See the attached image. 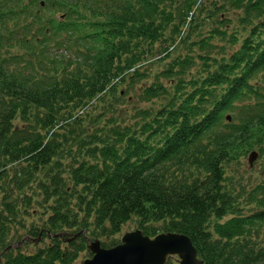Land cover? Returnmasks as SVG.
<instances>
[{"label": "trees", "instance_id": "trees-1", "mask_svg": "<svg viewBox=\"0 0 264 264\" xmlns=\"http://www.w3.org/2000/svg\"><path fill=\"white\" fill-rule=\"evenodd\" d=\"M141 83L159 106L130 117ZM254 151L264 0H0V264H77L133 220L264 264V178L232 171Z\"/></svg>", "mask_w": 264, "mask_h": 264}, {"label": "water", "instance_id": "water-1", "mask_svg": "<svg viewBox=\"0 0 264 264\" xmlns=\"http://www.w3.org/2000/svg\"><path fill=\"white\" fill-rule=\"evenodd\" d=\"M228 121L231 122L230 117ZM258 156L257 151L250 154V166ZM89 250L93 256L83 264H166L175 256L178 264H205L187 235L171 232L150 238L136 230L126 233L121 243L113 248L106 249L100 241H91Z\"/></svg>", "mask_w": 264, "mask_h": 264}, {"label": "rangeland", "instance_id": "rangeland-1", "mask_svg": "<svg viewBox=\"0 0 264 264\" xmlns=\"http://www.w3.org/2000/svg\"><path fill=\"white\" fill-rule=\"evenodd\" d=\"M156 68H157L156 66L153 68H150V71L156 72L157 71ZM153 75L154 74L152 73V76ZM151 81H152V77H151ZM124 86L125 85H120L119 89H123ZM140 86H142V83L137 85V87L134 91L129 92V95H128L129 99H130L128 101L129 103H126L124 105V109H126V113L130 114V117H133L132 114L136 113L137 109H149V108L150 109L151 108L156 109L159 106L158 105L159 103H143V102L139 101L138 97H139L140 93L142 92ZM249 156H250V154H249ZM249 156L246 157L245 159H242L240 165L234 166L232 171L234 172V174L238 178H240L238 181H242L244 183H253L254 184V183H257L258 181H260L264 178V158L259 153V156H258V158L255 159L253 166H250ZM136 229H137V225H136V222L134 220L128 222L123 227V231H122L120 240L122 241V238L126 233L136 231ZM161 234H163V233H161ZM118 241H119V239H118ZM121 241H120V243H121ZM18 247L22 248L23 246L18 245ZM87 257H89L87 254H83L82 258H80L77 261V264H83L84 260ZM90 258H92V257H90ZM87 259H89V258H87ZM170 261L174 262V264H178V257L177 256L171 257Z\"/></svg>", "mask_w": 264, "mask_h": 264}]
</instances>
